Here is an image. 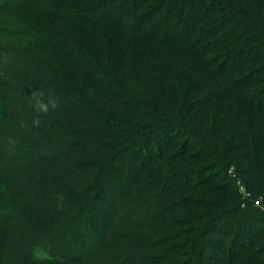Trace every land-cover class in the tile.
I'll return each mask as SVG.
<instances>
[{
  "label": "trees",
  "instance_id": "1",
  "mask_svg": "<svg viewBox=\"0 0 264 264\" xmlns=\"http://www.w3.org/2000/svg\"><path fill=\"white\" fill-rule=\"evenodd\" d=\"M2 11L0 51L28 65L31 59L20 76L37 54L58 58L49 57L54 68L46 67L54 78L34 70L30 85L1 83L2 126L15 124L0 130L15 150L0 160L12 169L0 180L10 207L1 226L39 234L46 255L65 264L120 259L118 246L126 250L124 242L154 223L187 227L171 234L154 226L182 239L161 246L162 263L191 264L182 257L196 251L202 234L174 214L181 211L192 227L225 230L221 264L253 253L264 238V0H0ZM28 12L75 35L41 30L16 14ZM162 19L178 24L177 36L158 32ZM40 89L60 106L34 127L32 93ZM231 167L248 193L242 201L223 175ZM113 187L118 198L108 194ZM228 191L231 205L218 195ZM107 194L114 204L103 212L98 198ZM24 200L32 209L20 207ZM246 230L253 235L241 243ZM135 257L115 264H136Z\"/></svg>",
  "mask_w": 264,
  "mask_h": 264
},
{
  "label": "rangeland",
  "instance_id": "2",
  "mask_svg": "<svg viewBox=\"0 0 264 264\" xmlns=\"http://www.w3.org/2000/svg\"><path fill=\"white\" fill-rule=\"evenodd\" d=\"M13 15H15L14 12H11ZM17 17H23V18H27L28 21H32L35 25H37L38 28H40L41 30L50 32V33H54L57 34L59 36H63V37H67V36H72L75 35V29L72 27H68L66 28L63 27V25L57 23L55 24V27L52 28V21H40V20H34L31 17H34L32 13H27L26 15H20V13H16ZM175 15V14H174ZM173 15V16H174ZM16 16V15H15ZM173 16H171V18H173ZM0 17L1 19L5 18V15L3 13V11L0 13ZM6 18L8 19H13L10 16H6ZM19 18L18 23L19 22ZM174 20V19H173ZM50 22V23H49ZM161 23H158L157 28L159 29V33L162 34V32H164L165 30H170L173 32H175V36H177L176 34V28L178 26V24H176V22L171 20V24L168 23H164V20L162 19L160 21ZM20 25V24H19ZM49 57H55L58 58L57 56L52 55L51 53H44V54H37L33 57L32 59V63H33V68L30 70H26L25 74L23 76H20L19 74V69L24 68H30L29 66L31 65V59L29 61V65L28 63H26L25 61L20 60V58L17 56V54H3L0 51V90H2V84L3 82L9 81V82H13L15 84L18 83H25L27 85H30V83L27 81V77L33 75L34 73H36L37 70L41 71L44 75H47L49 72L47 71L46 67L47 65H49L50 67H52L49 63H48V59ZM5 59H7V63H5ZM27 65V66H24ZM54 68V67H52ZM63 67V72L64 73H68ZM42 75V76H44ZM41 76V77H42ZM49 76H53L51 75V73H49ZM134 78H137V75H135ZM136 80V79H133ZM94 92H92L93 94ZM91 94V96H92ZM90 98V97H89ZM106 98V97H105ZM109 98V99H108ZM114 98V97H113ZM112 97H107L106 99L109 100V102H111L114 105H117L118 107L120 106L119 102L116 101V99H113ZM91 99V98H90ZM108 103V102H107ZM2 102H0V107H1ZM2 119H0V130L2 128H5L7 130H10V128L12 129L14 127V122L12 119H8V122H6L3 126H2ZM5 129H3L2 131L4 132ZM3 132L1 134L0 132V144L2 143L1 141H4V143L6 144V147L4 148L3 152L1 153L0 156V160H2L1 162H6L7 159L9 158V155L15 151L14 150V144L13 143V139L11 138H5L3 137ZM19 139H21V136H18ZM5 139V140H4ZM7 140V141H6ZM144 149L143 151H147V147L142 146ZM141 149V150H142ZM139 159H141V156L139 157ZM122 161H124L125 159L122 157L121 158ZM139 161V160H138ZM136 165V163L132 166V168H134V166ZM217 168L222 172V165H218ZM11 167H9V165H3L0 164V180L1 179H8L11 176ZM234 169L231 167L229 169H227L226 171H224L223 175H226L228 180L230 181V185L233 188L234 192L236 194H238V200L242 201L244 200V196L242 195V193L240 192V186H242L240 180H238V175L234 176L233 175V171ZM234 179H233V178ZM195 178V177H194ZM117 181H121L122 183L127 184L128 179H122V178H116ZM8 181V180H7ZM7 181L3 182L4 184H7ZM243 187V186H242ZM114 188V189H113ZM112 191H109L108 194L109 196H113L115 198H118V190H116V187H113ZM107 194V198L104 199L103 197H100L98 199V202H100L98 204L97 209L98 210H102L103 212L106 209V206H111L114 204V201H112V198H110ZM221 198H223L224 196H227V200H229V205L232 204V201L234 200L231 195H230V191L228 192H220L218 194ZM109 197V198H108ZM18 204L20 205V207L24 208H30L32 209L31 205L24 200L23 202H18ZM9 203H6V198H4L3 196L0 197V215H5V213L8 212V209H10ZM260 207V206H259ZM12 208V207H11ZM235 208V207H231V210ZM264 210V207H261L260 210ZM197 212L199 214H202L203 209L201 208H197L196 209ZM227 210V208H226ZM99 211V212H102ZM101 215L103 213H100ZM177 215L178 218L183 219L184 222H187V226L190 228H195L196 230H200V233L202 234L201 237L202 239H199V236L195 234V238L198 240V247L196 249V251L193 252V250L191 249L190 253H186L189 252V248H186L185 250H180L181 252H183L185 255L184 257H182L184 260H186L187 262H191V264H221V260H222V256L220 255V245H221V240L223 241L224 236L226 235L225 230L223 232H218L216 230L211 229V227L208 224V227L206 228V226L204 225V227H202V229H200V225L199 226H193V221L194 219H190V217L187 214H183L181 211H175V213ZM145 215H143L140 218H144ZM133 218V217H132ZM231 219H233V215H231L229 218L225 219L223 221V223H229L231 221ZM171 220V219H169ZM175 218L171 220V222H175ZM199 220L202 221V218L200 217ZM192 225V226H191ZM160 227L164 230L169 231L171 234L172 232H176L178 231L181 232V230L187 229V227H181V226H177V227H172V226H167V225H162V224H156L154 223V225L152 226L153 229L147 231V230H143V231H136L135 233V237H134V241H127L123 243V247H129L126 250L120 249V247L118 246V249H116V253L120 259H111V255H107V256H100L99 258L101 259V261L103 262V264H115L117 261H120L122 259H124L125 261L129 258V257H135V259L137 258L138 262L136 264H156V262H161L162 263V259L164 258L165 253L161 252L163 251V249H161V246L163 245V247L165 246H170L172 244L181 242L182 239H178L176 241H174L173 239H170V237L168 236V234H166L164 231V233L161 232H156L155 231V227ZM261 225L258 224V222L255 223L254 225V229H258ZM249 230V229H248ZM248 230H246L243 233V237H241L240 242H246L249 239H251L252 235L251 232H249ZM156 234H155V233ZM181 234V233H180ZM39 234H31L30 236H27L26 233L17 230L14 231V229H7L4 226L0 225V264H65V263H57L55 261H53L52 259H50L46 253L44 252L43 246L37 241ZM188 236V235H187ZM227 236V235H226ZM169 238V239H168ZM180 238H184L182 235H180ZM228 238V237H227ZM231 239H228L226 244H225V249H228L229 246L231 245L230 242ZM230 244V245H229ZM229 245V246H228ZM228 246V247H227ZM253 253L249 254L248 256L244 255L243 257H241L240 262L237 261V263L235 264H264V238H262L260 241H256V243L253 245ZM120 249V250H119ZM161 250V251H160ZM230 252V251H229ZM236 252H234L235 254ZM194 255V256H193ZM252 255V256H251ZM230 257V255H229ZM175 258V257H174ZM180 258V257H177ZM221 258V259H220ZM231 258V257H230ZM234 258V256L232 257ZM182 259V260H183ZM180 260V259H179ZM225 259H223L224 262ZM128 262V261H126ZM239 262V263H238ZM135 264V263H132Z\"/></svg>",
  "mask_w": 264,
  "mask_h": 264
},
{
  "label": "clouds",
  "instance_id": "3",
  "mask_svg": "<svg viewBox=\"0 0 264 264\" xmlns=\"http://www.w3.org/2000/svg\"><path fill=\"white\" fill-rule=\"evenodd\" d=\"M7 63V59H5ZM60 106L58 98L51 93H45L42 89L32 93V107L36 115L33 117L32 126L39 127L42 123L41 117L47 116L51 111ZM21 127H27L26 122H21Z\"/></svg>",
  "mask_w": 264,
  "mask_h": 264
},
{
  "label": "built area",
  "instance_id": "4",
  "mask_svg": "<svg viewBox=\"0 0 264 264\" xmlns=\"http://www.w3.org/2000/svg\"><path fill=\"white\" fill-rule=\"evenodd\" d=\"M240 192L244 196V199H246L248 197V193H246L245 189L242 186H240ZM255 205L259 206L260 204L258 201H255ZM242 206H244V204H242Z\"/></svg>",
  "mask_w": 264,
  "mask_h": 264
}]
</instances>
